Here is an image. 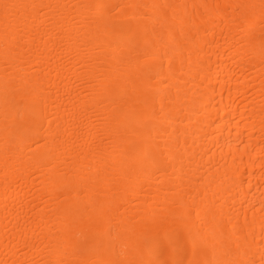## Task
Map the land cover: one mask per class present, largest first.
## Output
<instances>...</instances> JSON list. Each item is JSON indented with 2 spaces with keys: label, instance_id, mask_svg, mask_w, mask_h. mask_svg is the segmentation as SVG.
Instances as JSON below:
<instances>
[{
  "label": "bare ground",
  "instance_id": "obj_1",
  "mask_svg": "<svg viewBox=\"0 0 264 264\" xmlns=\"http://www.w3.org/2000/svg\"><path fill=\"white\" fill-rule=\"evenodd\" d=\"M0 264H264V0H0Z\"/></svg>",
  "mask_w": 264,
  "mask_h": 264
}]
</instances>
